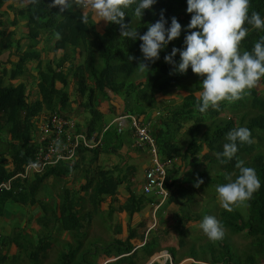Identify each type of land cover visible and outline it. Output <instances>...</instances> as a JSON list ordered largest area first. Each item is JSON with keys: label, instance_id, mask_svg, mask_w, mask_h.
<instances>
[{"label": "trees", "instance_id": "obj_1", "mask_svg": "<svg viewBox=\"0 0 264 264\" xmlns=\"http://www.w3.org/2000/svg\"><path fill=\"white\" fill-rule=\"evenodd\" d=\"M12 1L0 0V56L9 50L10 60H7L11 62L10 74L5 70L3 72L0 63V128L5 127L7 130V137L4 139L6 147L0 146V184L10 181V188H0V216H4L7 204H30V208L34 206L37 209L38 229L49 225L54 231H59L63 238L62 246L57 252L59 260L49 264H98L97 258L101 252L107 257H115L113 262L116 264H138L141 257L137 256L139 248L144 249L143 257L151 256L155 250L160 249L157 236L148 241L145 240L146 235L139 231L144 221L137 226L129 223L126 238L118 235L112 242L102 244L97 243L101 240L100 237L87 240V226L94 221L95 213L103 204L108 203L110 214L116 209L112 203L116 201L121 185L126 186L129 191V195H125V203L119 206L121 211L127 212L128 220L137 215L146 204L159 202V198L155 201L148 196L143 189L144 182V194H137V189L133 186L136 181L132 179V175L136 173L135 167L116 165L110 169L100 163L96 167L92 166L102 153L117 155L125 149L124 145L131 139L134 131L131 117L122 131H118L115 126L108 128L98 148L81 149L80 160L76 164L60 162L31 178L18 175L36 151L34 132L42 114L58 113L68 117L84 108V111L88 110L90 113L85 122L88 130H102L104 114L98 106L111 95L123 102V111L142 116L144 122L153 121L152 135L157 140L160 157L173 160L166 182L170 192L159 209L168 207L173 201L178 202L174 225L178 222L185 225L189 221H201L205 214H210L211 211L202 209V200L213 195L216 201L217 185L227 182L225 174L232 173L233 179L238 174L237 159H242L246 165L253 167L261 181L260 188L250 200L234 205L231 210L222 207L219 219L224 228L232 233L245 230L254 237L253 252L241 258L232 251V245L225 234L223 239L209 240L201 250L192 245L188 255L184 254L186 251L180 255L175 245L168 246L166 248L172 261L167 259L165 264H181L186 258L210 264H258V255H264V77L240 99L223 100L218 107H210L201 113L196 107V92L202 88V77L194 73L191 67L185 73L172 71L174 65L164 59L173 46L184 47L186 32L194 30L183 27L189 23L192 15L186 11L187 0H157L151 9L145 10L141 20L131 9L126 12L124 22L131 27H138L140 33L147 30L149 22L160 19L162 12L168 24L175 16L182 25L180 37L161 50L159 59L145 61L149 69L143 71L137 67L144 60L140 49L142 41L120 35L121 25L108 23L103 29L102 23L95 22L91 13L90 24H84L80 19L84 12L75 5L72 9L61 12L59 6H51V0H18L19 5H14ZM253 10L264 16V0H250V13ZM9 13L14 17L9 18L10 25L5 26L2 17ZM20 21H25L27 31L26 35L16 37V30L12 26ZM247 27L249 32L241 42V51L251 50L255 42L264 36V30L255 29L251 25ZM57 32L60 33L59 38ZM47 38L51 42L55 38L52 49L58 50L59 54L50 56V49L41 45L43 42L48 44ZM44 53H48L49 57L46 58ZM174 59L179 62V53ZM42 61L44 70L38 69L37 72L39 97L36 99L23 80L16 84L6 81L5 76H11L15 82L26 71L35 75L33 68H39ZM191 76L195 77L196 87L183 98L182 104L167 105L164 115L161 113V116L152 118L150 110L161 103L159 96H167V93L182 87L180 84L193 78ZM260 83L263 88L258 86ZM73 95L74 100L71 99ZM75 103L79 107L74 109L72 106ZM227 110L238 116H221ZM239 126L251 129L253 142L241 143L236 156L221 163L216 153L223 150L227 132ZM131 145L127 147L128 152L134 149L133 139ZM205 147L208 151H204ZM122 156L124 155L120 157ZM175 158H180L182 164H177ZM185 165H189V172L191 170L188 177H184L182 171ZM75 171L81 172L85 179L79 185L80 189L64 186L54 199L51 196H39L50 177L62 179L73 175ZM75 179L73 176L71 182ZM199 180L202 183L197 185ZM51 193L52 191L48 194ZM201 195L203 197L199 198ZM242 205H245L247 213L243 212ZM13 231L14 229L8 233L0 231V264H42V259L48 257L47 251L52 249L57 239L53 231L52 234L42 232L39 233L37 244L35 238L27 234V229L20 233ZM181 233L184 231L181 230ZM87 242L90 246H86ZM150 243L154 245L153 248ZM180 243L184 244L183 237L180 238ZM11 246L17 248L15 253H10ZM40 251L47 253L40 254ZM152 264L161 263L156 260Z\"/></svg>", "mask_w": 264, "mask_h": 264}, {"label": "clouds", "instance_id": "obj_2", "mask_svg": "<svg viewBox=\"0 0 264 264\" xmlns=\"http://www.w3.org/2000/svg\"><path fill=\"white\" fill-rule=\"evenodd\" d=\"M156 2L157 0H51V6H59L62 12L64 9H72L75 5V7L84 12L80 19L82 23L87 25L90 24L89 13L96 17L95 22L103 19L106 21V25L108 23L121 25L120 35L131 40L139 38L142 41L140 49L144 60L137 67L143 71L144 69H149V65L145 61L159 59L161 50L165 49L172 40L180 37L182 31V25L178 18L173 16L171 23L168 24L163 12L160 19L148 23L147 30L143 33L138 32V27H131L130 24L124 22V17L129 9L141 20L145 10L151 9ZM249 9L250 0H187L186 11L192 15L189 23L183 27L194 30L186 32L183 41L184 47L173 46L171 52L165 54L164 59L174 65L172 71L185 73L191 67L194 73L202 77L200 81L202 88L199 90L198 103L196 104L197 109L201 113L206 112L210 107H218L219 102L223 100L235 101L240 99L257 84L260 78L264 77V36H261L255 42L251 50L241 51L240 49L242 40L249 32L247 25H251L255 29L264 30V16L255 10L250 13ZM56 35L59 38L60 33L57 32ZM177 53L180 55L178 63L174 59ZM130 58L132 59L131 56ZM180 85L182 87L179 86L178 89L184 88L186 85L185 81ZM166 95L164 96L163 94L159 97H164L161 102L168 104L165 100L170 98L168 97L169 95L174 96L175 93L171 91ZM181 96L183 100L186 95ZM160 113L155 116L152 114V118L161 116L162 114ZM121 114L138 117L142 123L149 125L150 132L153 134L151 129L153 121L144 122L142 116L125 111L118 114L110 123L104 124L102 130L94 131H89V128L85 124L83 125L76 115L69 114L68 117L76 121L77 130L89 135L96 132L103 137L105 131L113 127L114 124H116L115 127L118 129L115 120ZM133 134L134 131L131 133V137L134 140ZM33 142L37 150L38 144L35 142V137ZM252 142L253 138L250 128L247 126L232 128L227 132L223 150L217 152L216 155L221 163H226L236 156L241 143ZM100 145L94 148L80 146L77 149L76 158L61 162L76 164L80 160L79 151L81 149H96ZM133 148L137 150L146 149L149 152L146 147L134 146ZM35 152L33 158L18 173L19 176L25 171L29 162L34 160ZM57 164L51 166H56ZM236 168L239 171L235 178L233 179L232 173H226L227 182L218 184L216 188L220 205L228 210H231L238 203L250 200L254 192L261 186V181L254 168L246 165L244 160L237 159ZM36 173L25 178H31ZM71 180L72 178L67 183ZM2 183H10V181ZM196 183L199 185L202 180ZM199 227L212 241L223 239L225 236V228L215 215H205L200 221Z\"/></svg>", "mask_w": 264, "mask_h": 264}, {"label": "rangeland", "instance_id": "obj_3", "mask_svg": "<svg viewBox=\"0 0 264 264\" xmlns=\"http://www.w3.org/2000/svg\"><path fill=\"white\" fill-rule=\"evenodd\" d=\"M12 2H14V5H19V3H20L18 0H15V1L13 0ZM13 17L14 16H12V13H9V14L5 15L4 17H2L3 20H5L4 25L9 26L10 23H9L8 19L9 18L13 19ZM95 19H96V17H95ZM100 22L102 23L101 25L103 26V29H105L106 21H104L102 19V20H100ZM12 27H14L16 30V37H18L20 35H26L27 29H25V21H20V22H18L17 25H13ZM47 40H48V44H46L44 42L42 44L41 43L40 44L41 45L44 44L45 47H47L48 49H51L53 46L55 38L51 39L52 42L48 38H47ZM50 51L53 52L54 54H58V50L51 49ZM9 56H10V54H9V50H8L0 56V63H2L3 72L7 71L10 74L11 62L8 61V60H10V59H8ZM75 58H77V56H75ZM75 61H76V59H75ZM35 65L38 66L37 64H35ZM38 69L40 71L44 70V61H42V64L39 68L34 67L33 71L38 72ZM39 75L41 78V74H39ZM5 79H6V81L8 80L9 82H12L14 84L23 80L29 86L28 89H30L31 95L35 98L33 93H36V91H38V88L36 86L38 85L37 82L39 80V76L37 74H35V75L28 74V71H26L25 74L22 77L18 78L17 81H15V82L11 79V76H9V75L5 76ZM194 80H195V77H193L189 80H186L185 81V84H186L185 87L181 88V89H178V88L174 89L173 92L175 93V95L174 96L169 95L168 97H170V98L168 100H165V101H167V103L170 105H181L182 104V96L181 95H187L188 92L195 89L196 82H194ZM200 80H202V79H200ZM72 86L70 87L71 91H72ZM258 86L260 88H263L262 84H258ZM199 92L200 91L196 92L197 96H199ZM159 99L160 100L164 99V97L161 96V97H159ZM168 104H166L165 102H161L158 105V107L151 109L150 111L152 112L153 116H155L156 114H159L160 112L164 115V110ZM77 107H79V105H77L76 103L73 104V106H72V108H74V109ZM82 110H84V109L81 108V111ZM75 115L78 117L79 121H81L84 125L86 120L89 118L90 113L88 110H86L83 113H80V115H79V113H76ZM121 115H124V114H121ZM229 115H235V117L238 116V114H232L228 110L224 111L221 114V116H223V117L229 116ZM113 117H114V114L110 115V116H106V119H107L106 123H108V121L110 122ZM104 119H105V117L103 118V120ZM114 126H116V124H114ZM6 137H7L6 128L5 127L0 128V146L6 147V145H5L6 140H4ZM204 151H208L207 147H205ZM145 158H146V156L145 155L143 156L141 152H135V151H133V154L131 155V157L124 155V156H122L121 160H119V157H117L114 154L113 155L101 154L98 158V161H94L92 163V166L96 167L100 163L103 166L110 168V169L114 168V166H116V165L122 166L124 168H126L127 165H131L132 167H135L136 173L134 174L135 177H134V175H132V179H135L136 183L133 186L135 189H137V194L142 195V194H144L143 190L138 189L136 187L143 181V176L145 178V175H143V173H142V165L139 163L140 161H143V160H144V162H146ZM247 158L250 159L249 157H246V159ZM150 160H151V158H150ZM179 160L180 159H178L177 161H179ZM120 161H121V163H120ZM181 162H182V160H181ZM83 166H85V164H83ZM187 169H188V165H185L184 169L182 170L184 172L183 173L184 177L185 176L188 177L187 175L189 173H191V170L189 172V170H187ZM212 174H214V173H212ZM73 176L76 179L73 180L71 183L70 182L67 183V181L70 180ZM80 182H85V179L83 178V174L81 175V172H79V171H75V172H73V175L68 176L67 178L65 177L63 179L56 178V177H50L48 179V181H46V183H45L46 187L40 191L39 196L40 197L41 196H47V197L51 196V198L54 199L55 195L57 196L58 192L61 191L64 186L77 187L78 189H80L79 188ZM123 186L124 185L120 186L119 195L117 196L116 201L115 202L113 201V203H112L113 205H115V208H116L112 214H110V212H109V205L107 202L104 203L103 207L100 208V210H98L95 213L96 217H95L94 221L91 223V225L87 226V232H88V236H89L87 239L88 241L95 238V237L96 238L100 237L101 240L100 241L98 240V242H97L98 244H102L103 242L109 243V242H112V240L117 236V234H119L120 237L126 238L128 233L126 231H124V232L122 231L121 225L123 226V228L126 227L128 229V225L130 223V220H128L127 212L121 211L119 209V206L121 204L125 203V195H129V191L126 189V186H124V187ZM205 189H207V187ZM51 191H52L51 195L48 194ZM196 192L198 193L199 191H196ZM81 193H84V192L81 191ZM147 194L150 198H152V200L157 201L159 198L155 194L154 191L147 192ZM202 195L204 197L206 196L205 194H202ZM202 195L199 196V198L203 197ZM217 195L215 196L216 201L213 198V195H211L210 198H208V197L204 198L205 200H202L204 208H202V209L204 211H211L210 212L211 215H215L218 219H220V211L222 209V206L219 203ZM197 199H198V196H197ZM54 203H55V201H54ZM216 203H217V205H216ZM242 206H243V208H242L243 212L247 213V209H246L245 205H242ZM87 207H89V204ZM151 207L152 206L147 205V204L144 206V208L140 212L141 216H137L135 219V222H134L135 226L139 225L138 223H139V221L141 222L142 219L151 218V216H152ZM6 208H7V212L12 213V215L14 214V217H7L8 219H3L2 216H0V231L1 232L3 231V232L8 233V232L12 231V229H14L13 233L14 232L20 233V232H23L25 229H27L29 232L27 234H29L33 238H35V241L38 244L39 243V239H38L39 233L42 234V232H45V233L47 232L49 234H52V231H53L55 234V237L57 239H56V241H54L52 249L47 251V252H49L48 257L46 259L41 258L43 260V261L42 260L41 261H42V264H49L52 261L59 260L57 252L61 248L62 240H63V238H61V236H60L59 231H54L53 229H51L49 227V225L47 228L44 227L43 229L42 228L38 229V227H37L38 222L36 221V216L31 214V212L33 210L30 209V204L22 205L21 203H13V204H7ZM175 209H176V207H169L168 206V207L164 208V211H163V209H160L156 213V218L158 219V222H159L158 229H154L151 236L147 238V240L150 241L152 239V237L155 235V232L158 233L159 236H157V238L160 241L159 244L164 246V250L162 252H157L153 257L158 256L160 254H163V257H160L157 259L158 261L161 262V264H165L167 259L170 261L172 259L171 255L169 254V252L166 248L168 246H171V245L174 246L175 245V247L178 248L177 250H178L179 254L183 251H186V252H184V254L188 255L190 253L189 251H190L192 245L197 247L198 250H201L202 247L206 244V242H208L210 240L206 236V234H204L202 229L199 227L200 221H197V222L189 221L188 223L186 222L187 224L185 223V225H182L181 223L178 222L177 225H174L175 220L173 221L172 218L174 217L173 214H174ZM162 212H164V217H163ZM200 212H201V210H200ZM162 218H164V222L163 221L161 222ZM125 220H128V223L126 221V224H125L124 223ZM131 225H133V224H131ZM144 225H145V221H144ZM175 226L177 228H175ZM117 228H120L119 232H118V230H116ZM144 228H142V229H144ZM39 230H41V231H39ZM181 230H183L184 233H181ZM144 234L146 235V233H144ZM225 234H226V237L228 238L229 242L232 245V251L239 254L241 258H245L246 254L253 252V249H254L253 239H254V237L248 235V233L245 230L238 232V233H232L228 228H225ZM145 235H144V237H145ZM181 237H183V239H184L183 245L180 243ZM145 240H146V237H145ZM87 245L90 246V244L88 242L86 243V246ZM150 247L153 248L154 245L150 243ZM16 251H17V248L15 246H11L10 253H15ZM47 252L40 251V254H44ZM143 254H144V249L139 248L137 256H141V257L139 258L138 264H149L151 262L150 260L148 261L149 256L143 257ZM179 254H178V256H179ZM169 255H170V257H168ZM208 256L210 257V255H208ZM90 259H92V256H90ZM115 260H116L115 257H107V255H105L104 253L101 252L100 256L97 258V263L98 264H110V262H113ZM258 262H259L258 264H264V255L263 254L258 255ZM193 263L210 264L208 262H203V261L197 262L193 258H186L183 260V262L181 264H193ZM111 264H116V263L113 262Z\"/></svg>", "mask_w": 264, "mask_h": 264}, {"label": "built area", "instance_id": "obj_4", "mask_svg": "<svg viewBox=\"0 0 264 264\" xmlns=\"http://www.w3.org/2000/svg\"><path fill=\"white\" fill-rule=\"evenodd\" d=\"M134 128V146L146 147L150 152L151 165L144 170L145 181L143 189L146 192L154 191L159 197L155 204L157 210L167 199L169 188L166 186L169 170L173 166L171 158L162 159L156 140L150 132L149 125L132 115L124 114L116 118L119 131L128 125V118ZM38 149L35 158L26 166L20 175L27 177L35 172H43L47 167L61 161L73 160L77 157V149L80 146L94 148L102 143V135L96 132L87 134L77 130L76 121L73 118L62 116L58 113L42 114L36 123L34 132ZM176 160V158H175ZM170 182V179L168 180ZM10 187V183H1L0 188ZM170 257V255H169ZM172 261V259H171Z\"/></svg>", "mask_w": 264, "mask_h": 264}, {"label": "crops", "instance_id": "obj_5", "mask_svg": "<svg viewBox=\"0 0 264 264\" xmlns=\"http://www.w3.org/2000/svg\"><path fill=\"white\" fill-rule=\"evenodd\" d=\"M52 49V48H51ZM50 49V50H51ZM49 54H50V56H52V55H54V53L53 52H48ZM47 53V54H48ZM60 53V52H59ZM58 53V54H59ZM47 54H45L44 53V55H45V57L47 58V57H49V55H47ZM47 55V56H46ZM34 73H36L37 74V72H34ZM27 87H29L28 85H27ZM37 88H38V91H36V93H33V95L35 96V99L37 98V97H39V87H38V85L36 86ZM28 91L30 92V89H28ZM34 98V97H33ZM32 98V99H33ZM71 99L72 100H74L75 99V96L73 95L72 97H71ZM123 102L120 100V99H114L111 95H110V97H109V99H107V100H104L99 106H98V108L103 112V114H104V117H105V119H104V123L103 124H107L106 123V121H107V119H106V116H110V115H113L114 114V117L115 116H117L118 114H120V113H122L123 112V110H124V107H125V105L124 104H122ZM84 109V108H83ZM84 112V110H82L81 112H79V115H80V113H83ZM75 115V114H74ZM113 117V118H114ZM113 118H112V120H113ZM109 122V121H108ZM110 123V122H109ZM129 138V137H128ZM127 138V139H128ZM131 143H132V137H131V139L129 138L128 139V142L126 143V145H124V147H125V149L124 150H122L121 151V153L120 154H114V155H116L117 157H119V160H121V158L122 157H120L121 155H126V156H128V157H131V155L133 154V151H135V152H141L142 153V155L144 156H146V158H145V160H146V162H144V160L143 161H140L139 163L142 165V173H143V175H145V173H144V170H145V168L146 167H149L150 165H151V160H150V155H149V152L147 151V150H145V149H140V150H137V149H132L130 152H128L127 151V147L128 146H132L131 145ZM135 154V153H134ZM111 155H113V153H111ZM139 155V154H138ZM180 159V158H179ZM182 162H181V159L179 160V161H177V164H181ZM188 169H189V165H188ZM182 177H183V175H181ZM145 181V178H144V176H143V181L137 186V188L138 189H142V183ZM71 182V181H70ZM81 183H83V182H80V184ZM155 204H157L156 202L155 203H148L147 205H150V206H152L151 207V212H152V216H151V218H148V219H142V221H145V225H143L140 229H139V231L141 232V233H146V240H147V238L148 237H150L151 236V234H152V232H153V230L154 229H158V225H159V222H158V219L156 218V213L160 210L159 208L157 209V210H154L155 209ZM177 206H176V205ZM178 202L177 201H173L170 205H169V207H176V209H175V211H174V214H175V212L178 210ZM30 209H32L33 210V212L32 213H34L35 214V216H36V214H37V209L34 207V206H32V208H30ZM163 211H164V208H163ZM141 212V211H140ZM140 212L137 214V215H135L131 220H130V223L131 224H133V225H131V226H135L134 225V222H135V219H136V217L137 216H141L140 215ZM162 214H163V217H164V212H162ZM173 214V215H174ZM7 217H14V214L12 215V213H10V212H7V208H6V210H5V213H4V216H2V218L3 219H8ZM174 218H175V215H174V217L172 218V220H174ZM38 219V217L36 216V220ZM141 219V218H140ZM139 219V220H140ZM126 221H127V223H128V220H125L124 221V223L126 224ZM164 222V218H162V220H161V222ZM155 222V223H154ZM139 223H140V221H139ZM138 223V224H139ZM37 227H38V225H37ZM145 227V228H144ZM122 228V231L124 232V231H126L127 233H128V229L125 227V228H123V227H121ZM142 228H144V229H142ZM118 229H120V228H117L116 230H118ZM119 234H117V236H118ZM156 236H159L158 235V233L157 232H155V235L153 236V237H156ZM152 237V238H153ZM159 241V240H158ZM160 242V241H159ZM140 244H141V242L138 244V246H140ZM159 246H160V249L159 250H155L154 251V253L151 255V256H149V259H148V261L150 260L151 262L149 263V264H152L154 261H156L158 258H160V257H163V254H160V255H158V256H155V257H153L157 252H162L163 250H164V246L163 245H161V244H159ZM161 263V262H160Z\"/></svg>", "mask_w": 264, "mask_h": 264}]
</instances>
